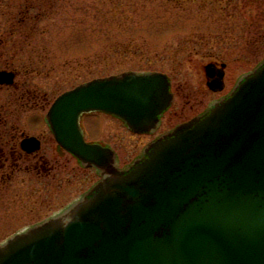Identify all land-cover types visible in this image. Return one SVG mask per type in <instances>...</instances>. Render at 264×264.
<instances>
[{"label": "water", "instance_id": "95a60500", "mask_svg": "<svg viewBox=\"0 0 264 264\" xmlns=\"http://www.w3.org/2000/svg\"><path fill=\"white\" fill-rule=\"evenodd\" d=\"M215 67H206L208 80ZM222 70L208 83L213 91L224 88ZM15 80L0 71V86ZM173 99L167 75L135 72L58 97L47 114L56 142L102 180L1 245L0 264H264V63L206 117L152 144L127 174L111 148L85 140L84 114L112 115L151 134ZM21 149L34 154L41 142L24 138Z\"/></svg>", "mask_w": 264, "mask_h": 264}, {"label": "rangeland", "instance_id": "374dc122", "mask_svg": "<svg viewBox=\"0 0 264 264\" xmlns=\"http://www.w3.org/2000/svg\"><path fill=\"white\" fill-rule=\"evenodd\" d=\"M263 63L264 0H0V70L17 73L14 87L0 88V117L8 121L0 147L20 150L22 134L42 141L36 157L15 155L14 170L8 155L0 245L58 216L99 181L53 136L47 114L60 95L129 72L170 78L175 102L155 135H136L102 113L82 117L86 140L114 149L124 168ZM211 64L227 65L223 92L207 86Z\"/></svg>", "mask_w": 264, "mask_h": 264}, {"label": "flooded vegetation", "instance_id": "af4514ba", "mask_svg": "<svg viewBox=\"0 0 264 264\" xmlns=\"http://www.w3.org/2000/svg\"><path fill=\"white\" fill-rule=\"evenodd\" d=\"M20 24V26H22V24L23 23H25L24 22V20H20V22H19ZM12 35H14V31H13V33H12ZM1 45H3V42L1 43ZM216 67L214 68L215 69V71L213 70L212 71V78L211 79H209L208 80V83L209 82H215V80H217V78H218V74H220V70H222V66H223V64H221L220 66H218V65H215ZM226 69H227V65H225V69H223L222 71H223V73H224V79H223V85H224V88L222 89V90H219V91H213V92H223V90L225 89V77H226ZM0 71H6V72H11V73H14L15 75H16V79H17V73H16V71H11V70H0ZM208 79V78H207ZM241 80V79H240ZM239 80V81H240ZM239 81L237 82V84L239 83ZM15 84H16V80H15ZM15 84L13 85V86H0V88L1 87H8V88H11V87H14L15 86ZM237 84L235 85L234 84V87H232V89L226 94V95H224V96H222L220 99H218L216 102H214V103H211L210 104V106L208 107V109H205V111H203L202 113H199V114H196L195 116H193V117H191L188 121H186V122H182V123H180L179 125H176L175 127H173V128H171V129H169V130H166V131H164L163 133H161V134H159L151 143H149L145 148H144V150L142 151V153H141V155L138 157V158H136L130 165H128V166H124V168H121V167H119V161H118V156H117V165H118V167H119V169L122 171V172H124V173H129V172H131L134 168H135V166L137 165V163H139V162H144L145 160H147V158H148V154H149V151H151L150 150V146L152 145V144H154V143H156L157 141H159V140H161V139H165V138H170V136L173 134V132L175 131V129L177 128V127H179V126H181V125H184V124H187V123H189V122H191V121H193V120H195V119H198V118H204V117H206L210 112H211V110L213 109V107L215 106V104H218L219 102H222L223 100H225V99H227V98H229L230 96H231V94L233 93V91L235 90V88H236V86H237ZM171 86H172V83H171ZM207 86H208V84H207ZM209 87V86H208ZM211 90V89H210ZM171 92H172V87H171ZM172 94H173V97H174V99H173V102H172V104H171V106H170V108L162 115V117H161V120H160V124H159V127H158V129L157 130H155L153 133H151V134H144V136H152V135H155V134H157L158 132H159V130H160V128L162 127V124H163V120H164V116H165V114L172 108V106H173V104H174V102H175V94L172 92ZM1 118V117H0ZM1 123H3V125L4 126H2L1 125ZM0 127H6L7 125H8V121H5V124H4V122H3V120H2V118L0 119ZM13 130H15V128H13ZM7 135V134H6ZM22 138L24 139V138H26V136L24 135V134H22ZM22 139V140H23ZM40 142H41V150H42V141H41V139H39V138H37ZM22 140H21V142H22ZM104 146H106V145H104ZM106 147H108V146H106ZM19 149L20 150H18V149H15L14 148V146H13V149H11L10 150V152H7L6 151V149L5 148H1L0 147V173H2V174H0L2 177L1 178H3V179H5L6 177H7V173H5L6 172V169L9 167V157H8V155H11L12 157H13V159H12V164H10V166H11V168H12V170H14V168L16 167V165H15V161H16V158H15V155L17 156V155H19V158H18V160L19 159H21V157L24 155V156H26V157H28V158H30L31 156H37L38 154H39V152L41 151H38V152H36V153H34V154H27V153H25L22 149H21V143H20V147H19ZM18 166V165H17ZM97 171V170H96ZM97 173L100 175V172L99 171H97ZM6 176V177H5ZM100 179H101V175H100ZM7 181H10V177L8 176V180ZM97 184V183H96ZM95 184V185H96ZM94 185V186H95ZM94 186H92L89 190H92L93 189V187ZM89 190L86 192L87 194L89 193ZM86 193H84V194H86ZM86 194V195H87ZM85 196V195H84Z\"/></svg>", "mask_w": 264, "mask_h": 264}, {"label": "trees", "instance_id": "16d2710c", "mask_svg": "<svg viewBox=\"0 0 264 264\" xmlns=\"http://www.w3.org/2000/svg\"><path fill=\"white\" fill-rule=\"evenodd\" d=\"M0 126H1V125H0ZM1 130H2V128L0 129V140H1V138H2L4 135H6L4 132L2 133L3 130H2V131H1Z\"/></svg>", "mask_w": 264, "mask_h": 264}]
</instances>
